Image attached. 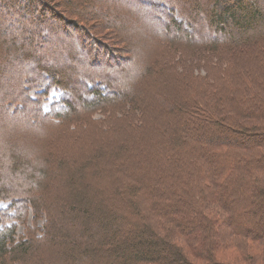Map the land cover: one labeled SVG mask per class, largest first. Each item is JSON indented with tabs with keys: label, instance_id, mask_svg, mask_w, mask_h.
Wrapping results in <instances>:
<instances>
[{
	"label": "trees",
	"instance_id": "1",
	"mask_svg": "<svg viewBox=\"0 0 264 264\" xmlns=\"http://www.w3.org/2000/svg\"><path fill=\"white\" fill-rule=\"evenodd\" d=\"M88 1L92 3L96 0H0V81L7 79L8 69L14 66L24 70L29 60L34 61L40 71L44 70L42 58L36 57L35 53L40 48L46 50L43 41L53 49V40L57 39L59 42L61 37H50V31L58 28L63 32L62 37L71 36L68 27L80 32L81 34L77 33L81 37L77 49L89 47L87 55L92 56L94 63L99 62V57L109 58L119 51H116L120 49L119 41H125L122 37L125 39L128 31L120 21H115L116 24L109 23L106 19L108 10L102 7L92 8L88 6ZM120 1L137 2L138 5L133 8L135 10L145 6L155 7L158 13L156 18L162 24L169 23L165 22L168 17L178 27L186 13H192L195 7L199 8L201 5L200 0L172 8L171 1L176 0ZM203 1L209 8L206 17L210 26L215 31H220L223 38L217 43L198 45V58L201 63L208 59L212 63L215 54L224 58L225 62L219 66L211 65L212 75L198 76V80L190 72L192 76L187 79L195 83L191 86L185 83L182 90L189 99L198 95L197 101L193 102L198 106V112L187 121L191 124L195 121L203 124L206 121L203 108L210 107L207 102L219 94V85L229 81L230 84L233 81L238 83L249 58L259 61L264 57V34H261L264 31V0ZM129 15L131 17L135 14ZM52 19L59 23L46 28L45 25ZM100 22H104L107 27L102 28ZM223 31H228L229 35L223 36ZM171 34L172 30L165 28L151 35L155 48L139 72V75H143L144 82H149L147 85L178 76L180 68H186L196 61L177 54L181 42L174 40ZM66 48L76 50V43L66 45ZM174 53L176 55H172ZM47 56L48 54L43 55V58ZM200 65L198 61V67ZM215 66L219 67L217 73ZM21 68L18 72H23ZM94 80L83 81V87L92 91L90 96L93 97L82 104L78 95L72 97L75 102L69 101L70 92L64 88L68 83L64 82L67 79L56 71L53 74L43 72L40 78L29 79L23 75L21 89L13 88L3 92V96L7 95L2 99L5 103L2 106L0 103V113L2 110L9 114V121L17 129L8 133L2 131L4 126L0 125V204L11 202L13 208L10 213L0 211V264H34L35 254L45 251V246L55 242L60 217L77 226L63 233V240L69 238L71 231L75 236L70 240L69 246L60 251V264H78L79 260L94 261L95 264H197L194 262L201 252L198 247L188 249L189 241L198 239V232L195 233V230L200 225V229L209 226L208 224L218 227L220 222L213 219L219 212H223V215L227 212L220 225L223 224L222 228L230 230L234 239H237L233 244H225L223 249H230L236 241L241 240L257 248L260 245L264 247V234L261 233L264 223L257 217L259 209L264 207V150H260L264 135L244 137L245 128L234 132L225 131L224 137L230 140L212 145V149L210 146L208 153L212 154L211 161L202 159L198 163L189 164L187 161L177 160L165 165V162L159 160L154 167L155 177L160 180L159 188L151 189L147 184L139 183L132 168L128 172L123 168H113L115 162L108 164L104 161V148L109 141L101 145L97 138L93 140L97 134H101L103 138L111 135L114 131L108 129V121L118 122L120 112H125L121 114L122 120L129 119L128 114L142 101L131 97L130 92L117 97L101 79ZM260 80L263 81L259 92L262 97L258 94L253 99L258 104H264V78ZM52 89L62 94V100L54 111L45 112L42 102ZM20 94H23L22 98ZM116 100H120V103ZM27 104L39 105L36 116L31 115ZM179 107L181 109L184 105ZM208 109L215 116L218 114L215 107ZM105 111L113 112V115L105 119L95 117ZM172 111L171 115L177 112L174 115L183 119L182 111ZM244 117H249V114ZM27 118L35 127L44 129V142L38 152L43 168H38L37 172L28 166L24 158L26 143L23 142L19 129L26 126ZM220 119L223 120L224 115L220 114ZM219 122L217 120L215 124L218 125ZM181 123L183 127L187 126L186 122ZM95 127H98L96 131L93 130ZM167 139L172 149L181 147L179 143H182L183 138L180 132L173 130ZM94 141L97 148L89 149L88 145ZM87 142L90 143L87 145ZM125 146L127 145H118L112 158L119 156ZM156 146L164 148L162 144ZM36 159L35 154L32 161ZM217 159L222 160L221 165ZM133 163L134 160L132 165ZM175 163L176 167L170 169L169 165L173 166ZM92 164L98 165L95 167L97 172L111 169L110 179L106 180V175L100 179L102 184H99V189L94 193L89 191V187H93L95 183L91 181L96 173L95 169L91 170ZM179 171L182 174L180 179L179 175L176 176ZM177 179L179 184L175 182ZM167 186L174 188L172 192L178 193L175 200L165 196ZM99 193L103 196L100 199L97 198ZM185 193L189 197L186 195V198L184 196L178 202L181 200L180 195ZM186 199L194 203V208L190 210L192 219L189 217L182 223L183 218L179 220L181 216L177 213L175 204L182 203L183 208L189 211L184 205ZM242 202L246 204L242 205ZM58 203L64 204L65 208H58ZM172 212H175V216L170 215ZM29 216H32V226L27 225ZM19 224L25 226L22 236L18 234ZM222 231L220 232L223 233ZM199 234L204 239V231L199 230ZM202 248L205 252L204 243ZM215 256L212 264H225L218 262ZM199 257L205 259L206 256Z\"/></svg>",
	"mask_w": 264,
	"mask_h": 264
},
{
	"label": "rangeland",
	"instance_id": "2",
	"mask_svg": "<svg viewBox=\"0 0 264 264\" xmlns=\"http://www.w3.org/2000/svg\"><path fill=\"white\" fill-rule=\"evenodd\" d=\"M191 1L194 0L171 1L170 6L172 8L173 6L175 7L176 5L180 4L186 5ZM74 2H76V0H74ZM199 4H201L199 8L195 7L192 13L185 14V19H182L183 22L180 27H178L171 22L170 18H166L168 14L163 15H166L164 17V19L166 18L165 22L169 23L162 24L160 19L156 18V15H158V13H156L157 9L152 6L139 7L138 10H135L133 8L138 5L137 2L131 3V1H129V3H122L120 0H98V3L96 0L92 3L90 2L88 6L92 8L102 7L108 10L106 19L109 23L112 22L116 24L115 21H118V23L120 21L121 25L126 28V31H128V33L125 34V39L122 37L125 41H123V43L119 41L118 46L120 49H116V51H119L110 55L109 58H107V56L99 57V62L94 63L92 61V56H90V54L87 55V50H90L89 47H81L80 49H77V43L80 41L79 39H81L80 35H77L81 34L80 32L68 27V31L71 32V36L62 37L63 32L61 28L50 31V37H61L59 42L57 39L53 40V44L55 42V45H53V49H51L52 47L47 46L49 44H47V42L44 43L45 41H43L42 44L46 45L42 46L46 47V50L44 51L43 48H40L35 53L36 57L42 58L41 65L44 67L45 71H40V69L37 67V64L31 60H29L28 64L25 66V68H23L24 70H22V68L19 66H14L8 69L7 75L5 77L7 79L0 81L1 106L3 103H5L2 99L7 95L5 94L3 96L4 93L13 88L17 90L18 88L21 89L20 85L23 81V75H25V78L29 79H31V77L40 78L41 73L46 71L52 74L53 71H56L59 72L60 75L65 76L67 81L64 82L68 83L64 88L70 92L69 101L71 103L75 102V100L72 98L75 97V95L81 97V104L82 102H87L92 99L93 96H90L92 91L89 92V90L83 87V81L85 79H101L104 84H106L113 92H115L117 97H121L123 93L130 92L131 97L134 99H139L142 102L139 103L137 107L133 108L132 112L129 111L131 112V114L129 113V116H127L129 119L122 120L123 117L121 114L125 112L118 113V122L108 121V129L114 132L110 133L111 135L108 134L106 138H103L101 134L95 133L97 135L93 140L97 138L101 142V145L109 141L107 142V147L104 148V161L108 164L115 162V166L113 168H123L128 172L133 169L135 177L138 178L137 180L139 183L147 184L151 189L159 188L158 185L160 180L155 177L156 172L154 170V167H156V164L159 162V160L165 162V165L168 164V162H177V160L181 162L187 161L189 164H192L193 162L198 163V161H201L202 159L211 161L213 160V158H210L212 154L208 153L210 146L212 149V145L224 143L226 140H230V138L224 137L225 131L234 132L245 128V134L243 135L244 137H251L252 135H264V104H258L253 99L255 96L257 97L260 95V88H262L263 81L260 79L264 78V63H262L264 61V57L259 61H257V59L253 60L252 57L249 58V61L245 63V66L241 71L242 77H240V81L238 83L233 81L232 84H230L231 81H229L217 87L219 94L212 97L207 102L208 106L210 105V107H215V110L218 111L216 116L210 112V109H208L210 107L207 108L208 110L203 108V112L205 114L204 116L206 117V121L203 124H198L196 121L193 124L187 122L190 121V119L188 120L189 117L198 112V106H196V103H193L195 100L197 101L198 95L193 99H189L190 97L185 95L183 93L184 90H182V88L185 86V83L189 84L190 86L195 83L194 81H191L187 78H190L192 73L197 80L198 76L205 77L212 75L210 70L212 67L211 65L215 64L216 66H219L225 62L224 58L221 59L215 54L214 61L212 63L211 59L201 63V59L198 58V45H207L211 42L217 43L223 38L220 31H215L210 26V23L206 17V13L208 12L209 8L207 4H205V1L200 0ZM86 8L89 9V7ZM158 12L160 13V11ZM129 13L135 15L130 17ZM57 23L59 22L52 19L48 21V24L45 25V27L48 28L49 26L56 25ZM100 23L102 24V28L107 27L104 22ZM165 28L169 31L172 30V34L170 36H173L174 40L176 39L181 42L178 45L177 54H179L180 57L186 56L195 59L196 61L193 64L187 65L186 68H180V75L178 76L174 75L167 79L164 78L160 82H158V80L154 82L155 84L153 83L147 85L149 82H144L142 77L143 75H139V72L141 68L146 65V62L148 59H150V53L155 48L153 36L151 35H153V32L157 30L163 31ZM228 33V31H223L222 35L228 36ZM261 34H264V31ZM116 38L118 40V37ZM104 40L107 41L106 38H104ZM73 42L76 43V50L74 49L71 51L70 48H66V45L72 44ZM47 54L48 56L43 58V55ZM104 54L106 55V53ZM172 55H176V53ZM198 61L201 64L199 67ZM216 66L215 73H217L219 69V67ZM20 68L23 72H18ZM13 71H16L17 73H14ZM11 72L14 74L11 75ZM101 90L104 92L103 89ZM22 95L20 94V98H22ZM61 100L62 94L59 91H53L52 89L49 92V96L46 99L44 98L42 102V109L45 112L54 111L57 107H59ZM116 101H119L120 103V100ZM122 101L125 100L123 99ZM181 105H184V107L180 109L179 106ZM1 106L0 109L2 108ZM27 108L31 111V115L36 116L39 105L36 104L30 106L27 104ZM77 108L79 109V107ZM173 109H179V111H182L181 117H183V119L177 115H174L177 114V112L171 115V113H173ZM106 112L107 111L98 113L95 117L97 119H105L113 115V112ZM0 114V121L2 122L0 125L4 126L2 131H7L8 133L14 132L17 127L12 124L13 122L9 121L10 115L2 112V110ZM220 114L224 115L223 120L220 119ZM248 114L249 117L245 118L244 116ZM218 115L219 117H217ZM30 117L31 116H29V118ZM29 118H27L25 121L26 126L24 128L21 127L19 130L21 131L20 134L23 135V142L26 143V147L24 148L26 157L24 158H26L28 166L32 167L34 172H37L38 168H43V162L38 152L40 148H42V144L44 142V129L41 127H35V124H32ZM217 120L220 121L218 125L215 124ZM182 121L186 122L185 124L187 126L183 127L181 123ZM133 126H135V128H133ZM97 128L98 127H95L93 130L96 131ZM173 130L176 131V133L180 132L183 138V140H181L182 143H179L181 147L173 148L174 150L170 147L169 143H167V136ZM185 132L186 135H184ZM89 143L90 142H87V145ZM94 143L95 141L91 142V144L88 145V148L96 149L97 145ZM262 143L263 144L260 147L261 151L264 150V140H262ZM158 144L164 145V148L161 149L160 146H156ZM248 144L250 143L248 142ZM118 145L127 146H125L124 149L121 148L122 150L119 156L117 155L116 158H112V154L117 151L116 148ZM153 145L155 146L153 147ZM35 154L37 159L32 161ZM107 157L109 159H107ZM132 160H134L133 165ZM217 160L221 165L222 160ZM96 166L98 165L92 164L91 170H94ZM169 167L170 169H172V167H176V163L173 166L169 165ZM110 173L111 169L109 168L105 169V171H96L94 179L93 177L91 178L92 183L93 181L95 183L92 185L93 187H89V191L91 193L97 191L99 189V184H102L99 180H102L105 175L107 176L106 180H109L111 175ZM180 173L181 172L179 171L176 174V176L179 175V179L182 178V174ZM175 177L174 179H176ZM175 182L179 184L178 179ZM173 189L174 188L167 186L166 192L164 194L167 198H173L175 200L178 196V193H176V191L172 192L171 190ZM57 191L58 190H56V192ZM186 195L188 196V193L180 195L181 200L178 202H181L184 196L186 198ZM102 197V194H97L98 199ZM245 204L246 202H242V205ZM184 205L185 207L189 208V211L188 209L183 208L184 206L182 203L175 204L178 211L177 213H179L181 216L179 217V220H182L183 218V221H181L182 223L186 222L189 217L192 219V211L190 210L194 208V203H190L188 199H186V204ZM61 206L65 208L64 204L61 205V203H58L57 207L61 208ZM196 207L200 209V206L196 205ZM12 209L11 202L0 204L1 212L10 213ZM170 215L175 216V212L170 213ZM226 216L227 212L224 213V215L223 212H219L218 216L215 214V219H213L214 217L212 219L214 221L218 220L221 224L223 223V220ZM258 216L264 223V207L259 209L257 217ZM192 223L196 222L192 221ZM220 224L218 227H216L214 224H208L209 226L205 227L204 229H200L201 225L196 228L195 233L198 232V239L190 240L187 246L188 249H195L198 247V251L202 253L198 254V260L194 263L212 264L215 260L212 258L216 255L215 258L218 260V262H224L225 264H264L263 245H260L261 247L257 248V246H252L247 243V241L244 242V240H241L236 241L235 245L230 248L231 250L223 249L225 244L228 242L233 244V242L237 239H234L230 230L225 228L223 229V224ZM27 225L32 226V216H29ZM262 225L264 226V224ZM75 226L76 224H74V222H69V220L60 217L58 219L57 226L59 231L57 236H55V242L52 243V245L50 244L45 246L47 247V249L45 248V251L43 250L35 254L34 264H60L62 262V257L60 258V251L63 250V247L67 248L69 246L70 240H72V238L75 236H73L71 231L69 238H64L63 240V233L65 231H69L70 229L73 230ZM199 230L204 231V239H201ZM221 230H223V233L220 232ZM24 232L25 226L19 224L18 234L22 236L24 235ZM219 232L221 234H219ZM261 233L264 234V229L261 231ZM203 243L205 252L202 250ZM204 255L206 256L205 259H199L201 258L199 256ZM78 264L95 263L94 261L89 262L87 260H79Z\"/></svg>",
	"mask_w": 264,
	"mask_h": 264
}]
</instances>
